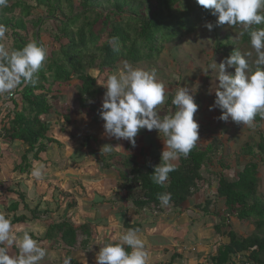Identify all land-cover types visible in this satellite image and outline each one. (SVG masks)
Instances as JSON below:
<instances>
[{"label":"trees","instance_id":"obj_1","mask_svg":"<svg viewBox=\"0 0 264 264\" xmlns=\"http://www.w3.org/2000/svg\"><path fill=\"white\" fill-rule=\"evenodd\" d=\"M30 1L31 4L22 0H8V6L0 10V23L7 25L13 33L12 49H20L28 43L18 31L26 30V19L35 8L44 9L46 18H54L57 12L62 16L57 27L59 36L66 42L61 43L58 50L50 51L35 85L19 87L8 104L5 103L7 95L4 98L0 96V111L3 112L0 113V139L10 144L17 141L24 146L20 161L11 169L13 173L16 172L14 177L28 172L31 160L41 161L40 154L48 149L49 144L62 145L55 137L47 135L51 128L50 115L63 116L65 124L69 122L68 115H60L49 103V93H53L51 97L61 95L60 90H52L54 85L61 87L75 83V99L79 107L95 110L96 106H90L89 101L103 93L98 77H108L117 72L120 61L137 64L150 60L161 52L160 43L177 39L183 32L191 33L199 22L216 18L211 10L199 5L196 0H79L78 6L74 5L73 0ZM16 9L19 11L17 16L14 15ZM41 20L42 17H37L36 21L30 23L35 26ZM33 36L32 41L45 48L37 33ZM113 37L117 39L109 43ZM243 39L247 40L249 36L245 34ZM218 45L224 47L222 42ZM233 51L225 52L224 57ZM16 95L20 96L19 101L14 98ZM100 111L95 114L100 115ZM262 124L264 119L257 115L254 125L259 127ZM59 131L64 133V127ZM89 140V136L83 138L82 148ZM126 147L129 149L132 144L129 142ZM218 150L220 145L216 141L205 148L196 145L187 157H180L176 170L169 173V180L164 186L151 179L155 165L139 166L132 155L121 156L116 163L120 165L118 176L121 180L120 189L125 191L124 200L131 203L136 213L149 207L160 208L162 204L158 194L167 192L171 193L168 205L178 208L199 193L203 183L208 181L202 170ZM9 152L8 145L6 148L0 147V161ZM79 153L77 150L73 158H79ZM240 153L249 159L241 165L232 180L222 173H211L215 176V182H210V185L215 188L216 200L205 198L200 209L205 215L211 214L218 219L211 228L214 230L213 235L219 237L221 242L214 251H208L205 262L200 264H264V197L258 191L259 168L264 161V134H260L254 145L245 143ZM104 165L110 166L107 162ZM2 172L0 168V191L3 192ZM16 196L22 209L18 211V202L15 201L7 207L13 211V225L40 218L42 212L30 208L22 193L18 192ZM233 218L250 221L253 232L248 235L238 233L230 224ZM123 225L127 229L140 230L142 227L129 220L124 221ZM80 235L85 238L79 240ZM90 236L91 227L88 223L74 227L63 219L49 224L39 240L56 241L58 246L64 244L66 249L74 248L77 244L85 248ZM169 254L161 264H174L175 259L181 257L175 251ZM65 255L70 256L68 250ZM64 257L58 264H62Z\"/></svg>","mask_w":264,"mask_h":264},{"label":"rangeland","instance_id":"obj_2","mask_svg":"<svg viewBox=\"0 0 264 264\" xmlns=\"http://www.w3.org/2000/svg\"><path fill=\"white\" fill-rule=\"evenodd\" d=\"M11 1L14 2L15 0ZM22 1L30 4L32 3L30 0ZM73 3L75 6H78L79 0H73ZM66 9L67 7L64 8V12H66ZM18 12V9H16L14 15L17 16ZM46 16V11H44V9L35 8L34 10H32V14L26 19V30L18 32L23 37H25L28 42L32 41L34 38L33 35L37 33V35L40 37V40L45 45V49L47 50V54L49 55L50 51L58 50L59 45L61 43H65L66 40L61 38L58 33V20H60L62 16L58 14V12L52 19L46 18ZM37 17H42V20L39 22V24H36L34 26L30 22L36 21ZM216 21L217 17L214 19L204 20L196 25V28L193 32H183L182 35L178 36L177 39L160 43L162 47L161 52L158 55H155L150 60H144L137 64L128 62L134 68H141L149 71L155 70L157 78L165 85L167 99L165 103L158 108L161 119H163L167 115H171L175 111V106L172 105L171 100L178 88L187 87L193 94L194 100L198 105V111L194 115V119L199 124V142L197 143V145L200 148H205L207 145L211 144V142L214 141H216L220 145V150L215 153L214 157H212L211 159V162L205 163L203 167L204 169L202 171L204 178L208 181L203 183L201 191L195 195V198H189L176 209L172 208L169 205H162L160 208L149 207L134 213V209L131 203L124 200V191L120 189L121 180L119 179V176L117 181H115L114 175L116 172H113V175H104L105 177H108L105 181H107V183L111 185L110 188H107L111 190L107 197L101 195L107 193L104 192L106 191V184H104V182L102 185H104L105 187L99 185L95 187L98 192L92 193L93 188H91V186L87 187L88 181L83 180L84 178L81 173L74 175L73 173L67 172L62 175L58 172H54L56 171L54 170V168L58 169L57 167H55L58 164V166L62 168V162L66 167L69 166V163L67 164L66 161H69V159H72V157L70 156L71 151L69 149L64 152V158L61 159V155L58 152L60 145H55L53 143L49 144L48 149L50 150L54 147L56 149L54 148L52 149V151L50 150L48 152H43L42 154H40L41 161L31 160L32 163L29 171L14 177L16 175V172L13 173L11 169L20 161L19 156L24 150V146L17 141L14 142V144H10L0 139V147L6 148V146L8 145V149L10 150L7 157L0 161L1 172L3 171L2 179L4 182V191H0V210H3L8 214V216L11 217L13 211L9 210L7 207L11 202L15 201L18 202V211H20L22 205L21 203H19L20 201L16 196V193L18 192L23 194L25 201L28 202V206L37 208L38 203L39 205H41V208H37V211L43 212L40 213V218L37 220H30L29 222H25L23 223V225L17 224L22 226L20 230H31L35 235H38V229L41 226L46 227V225L48 226L53 222L61 221V219H63L62 213L65 215L64 211L68 209H71L68 212V214L71 215L70 220H74H71V224L74 227H78L81 225V222H84L87 218H89V222L86 223H91L94 225L95 219H102L105 216L110 215L112 213V210H115L114 208L125 206L126 211H128L129 209H127V207H130L132 208V211L134 213V217H131L132 220H135V223L141 224V226H143V231L146 229L152 234V236H154V238H150L146 246L149 245L148 247H153V245L162 244L163 241H165V237L168 236V238H171V231H173L172 233H175L173 235L174 238L172 236L171 246L170 244H167V249H171L168 250V254H166L167 257L170 256L169 252H173L174 249L181 251L183 255H185L183 251L190 252L191 249H189V244L185 245L184 241L179 242V240L176 238L178 234L176 230L178 228V219L176 220V217L181 216L182 214L190 216L191 212H193V215L198 214V216L203 219V216L198 211H201L200 207L204 204L205 198L210 197L212 200H216L215 195L211 192V188L213 186L210 185V182H215V176H213L211 173H222L229 180H232V178L240 169L241 165L249 159L248 156H244L240 153V148L245 143L254 145L259 140L260 134H264V124L260 125L259 127H257L256 125H254V127H248L245 125L237 124L231 119H229L228 121H222L219 119L221 110L214 106V101L216 99L215 91L218 86V72L216 68H212L211 66L213 62L218 65L220 62L224 61L226 59L224 57V54L229 50H238L243 53L245 51H251V48L249 39L244 40L243 37L236 38L237 32L241 30L239 27L235 28V26L217 24ZM206 23H211L213 25L211 31H209L208 28L205 27ZM56 36L58 37V39ZM221 42L222 44H224V47H219L218 43ZM3 43H5L6 46L12 49L13 33L10 29H8L6 38ZM254 59L255 54L253 53V57L250 58V63ZM124 63V61L118 62L117 66L119 67V69H122ZM254 67L255 65H253V68ZM90 72L94 75L96 74L95 71L90 70ZM226 72L229 74H233L234 68L226 66ZM107 78L108 77L104 75L98 77V84L103 90V93L98 95V97H96L94 100L89 101L90 106H96L95 110L90 108L83 110L79 107L75 99L77 94V85L75 83L72 82L70 86L61 87L54 85L52 87V90H60L61 95L56 94L55 97H51L53 96V93H49V103L53 106L54 110L60 113V115H68L69 122L65 124L63 116L60 117L59 115H50L51 128L47 135L50 136L55 130L57 132L59 127L58 125H62L65 129L64 133L67 134V136L59 137V140L61 141V143L65 144V142H67V144H70L72 146L74 140H80L81 136H79V133L85 135L86 131H84V129L86 125H95V121H98L99 125L103 126V119L100 115H97L95 113L101 110V106L105 98L106 88L104 85L106 84ZM4 97L5 96H3V98ZM14 98L17 101L20 100L19 95L14 96ZM5 103L8 104L9 102L6 101ZM0 113L2 114L3 112L0 111ZM97 132H99V130ZM64 133L59 132V134ZM101 133L102 132H100V134ZM69 134L72 136V138L68 137ZM102 134L105 135V138L107 137L106 133L103 132ZM160 137L161 139H159ZM120 140L122 144H124V146L127 142H129L126 139ZM155 142L156 144L159 143L161 144V146H163V136L162 134H160L159 136L158 132L155 129L151 131L147 129H141L138 132L137 136L135 137V148L133 152H136L138 154L137 161L139 166H144L146 163H148V161H145L146 158L144 159L143 157V154H146L147 152L150 155H148L147 157L148 160L152 159V162H156L157 159L154 158V155H159L161 153V150L159 147V150L155 152ZM137 146L139 148L136 149ZM113 148V151L115 152H119L120 150L118 145H115ZM149 148L151 152H149ZM79 151L83 152V149H79ZM125 151L126 153L129 152L127 150ZM254 151L256 152L257 150L254 149ZM92 152L94 151L90 150L88 153L91 154ZM133 152L131 151L130 154ZM121 156L122 155L109 156L108 154V156H102V160L100 155L94 152V154H92L89 158L90 162L89 160L85 162L86 165L88 164V167H86V170L88 172H86L85 177H89L92 174V171H96L94 170L95 168L97 170H100L101 168L107 169L105 165H102L104 164V162L110 164L111 167H119V163L116 162L121 159ZM221 159L222 165L220 164ZM71 161L72 160H70V162ZM36 163H43L46 166L45 169H52V171L54 170L52 173H50L51 175H48L49 177H47V179L50 180V183L53 185H49V187L45 190H41L40 188H42V183L34 180L30 175L31 169ZM174 163L177 164L178 160ZM112 164L115 166H113ZM4 169L7 170L4 171ZM102 173L105 174V172L103 171ZM258 178V191L264 197V161L263 163H260ZM100 189L103 191L99 192ZM53 197H55V199L57 198V203L59 205L55 203L56 200ZM102 198L104 201L100 202ZM195 199L198 202H195ZM89 200L90 202L94 201L93 206H86L84 208L85 204H87ZM46 202L50 204L48 205V208H44ZM103 202L105 204H102ZM3 203L6 204V206L3 205ZM112 204L114 207L111 206ZM71 206H73V208H71ZM77 207H79L77 210L71 212L74 208ZM132 211H128L129 215H132ZM201 212L204 213L203 211ZM207 215V219L209 218L210 221L213 220V223L218 220L211 216V214ZM230 224L241 235H248L254 230L253 224L250 221H237L233 218L230 219ZM103 226L105 228H110L108 223ZM117 226L118 225H114V229ZM201 226L202 225H200V227ZM118 228L120 229V225L118 226ZM202 230V237L207 239L209 237L205 233L207 231H205V229ZM211 232L214 233V230L211 229ZM120 233L122 232H117V236ZM91 237H89L88 241L95 247V243H98V241L97 239ZM115 237L116 235H112V237L110 238L106 237V240L107 242H112L113 238ZM33 238L39 241L38 236H33ZM83 238L84 235L79 236V240H82ZM220 242L221 239L219 237H215L211 244L208 245L211 246L209 250L214 251L220 244ZM40 243L41 246L45 248L48 247L46 243ZM49 245L50 248H53L54 250V253H52L54 256L52 262L53 264H58L57 262H60L58 260V257L61 260L62 257H64V253L66 250L69 251V254L70 252H72L73 254V250L81 252L83 251L82 249H84L78 244L74 248H72V250L64 248L66 247L65 245L57 246L52 242H49ZM9 254L17 255L18 249L15 246L11 247L9 249ZM50 258H52V256L48 254L42 261V264H46V260ZM160 262H163V260H161ZM179 264L185 263L183 260H179Z\"/></svg>","mask_w":264,"mask_h":264},{"label":"clouds","instance_id":"obj_3","mask_svg":"<svg viewBox=\"0 0 264 264\" xmlns=\"http://www.w3.org/2000/svg\"><path fill=\"white\" fill-rule=\"evenodd\" d=\"M217 17V24L239 27L236 38L249 36L251 51H233L218 65V86L214 106L221 110L219 119H231L237 124L254 127L257 115L264 119V0H196ZM8 6V0H0V10ZM209 31L213 25L206 23ZM8 26L0 23V96H11L19 87L35 85L39 72L44 68L47 50L36 41H30L20 49H10L3 41ZM117 38L113 37L109 43ZM255 54V59L250 58ZM253 65L255 67L253 68ZM226 66L234 73L226 72ZM105 98L100 116L104 131L109 137L126 139L135 146V137L141 129H155L162 134L164 147L160 163L153 167L154 183L164 186L169 173L176 170L175 161L188 154L199 142V124L194 119L198 105L187 87H179L171 100L175 111L161 119L158 108L167 99L166 88L157 78L155 70L134 68L125 62L122 69L108 76ZM211 110V109H210ZM161 138V137H160ZM113 146L104 144L105 154ZM45 165H33L30 175L40 181L45 176ZM163 206L171 200V193L158 194ZM46 228L41 226L38 235ZM138 229H128L113 238L112 242L99 243L102 247L96 256L97 264H149V252ZM15 246L17 255H10ZM130 249V250H129ZM47 249L33 238L29 230L13 225L11 217L0 210V264H42ZM72 257L65 255L62 264H71Z\"/></svg>","mask_w":264,"mask_h":264},{"label":"crops","instance_id":"obj_4","mask_svg":"<svg viewBox=\"0 0 264 264\" xmlns=\"http://www.w3.org/2000/svg\"><path fill=\"white\" fill-rule=\"evenodd\" d=\"M95 122H96L95 125H88V126L86 125L87 127L85 126V129H84V131H86L85 135H83L82 133H79V136H81L80 140H78V141L74 140L72 146L70 144H67V142H65V144L61 143V141L59 140V137L67 136V134H65V133L64 134H59V132H60L59 129L61 127H63V126L62 125H58L59 126L58 127V131L57 132H56V130L53 131V134H51V135H53L52 137H55L62 144L59 147V150H58L59 154L61 155V159L64 158L63 157L64 152H66V150H69V149L71 151L70 152V156L72 157V159H69V161L68 160L66 161L67 164L69 163V166L66 167L65 164L62 162V168H60L58 166L59 165L58 164L57 166H55L58 169L54 168V170H56V171H54V170L53 171L54 172H58V173H60L62 175L64 173H67V172L73 173L74 175H77L78 173H81L83 175V178H84L83 180L84 181H88L87 187L91 186V188H93L92 189V193L93 192H98L95 187H97L99 185H102L103 182H104V184H106V191H104V192H107V193L101 194V195H104L105 197H107L109 195V192L111 191L110 189H107V188H110L111 185L109 183H107V181H105L108 177H105L104 175H106V176L107 175H113V172H116L114 177H115V181H117V179H118V167L114 168V167H111V166H106L107 169L106 168H101L100 170H97L96 168L95 169L93 168L96 171H92V174L89 177H85L86 172H88L86 170V167H88V164L86 165L85 162H87L89 160V158L91 157V155L94 154V152H95V153H98V155H100L102 160H103L102 156H108V154L110 155V153L112 155H116V156L117 155H122V156L123 155L124 156L125 155H132L134 157V161L138 164V161H137L138 154L136 152L135 153L133 152V150L135 148V146H133V145H132L131 148L127 149L126 145L129 142H127L125 144V146H124V144H122L120 139L109 137L108 135L105 138L104 137L105 135L102 134L103 132L105 133L103 126L99 125L98 121H95ZM98 130H99V132H97ZM100 132H102V133L100 134ZM85 136H89L90 140H89V143L85 147L82 148L81 144H82L83 138ZM68 137H71V135L69 134ZM159 139H161V138H159ZM104 144H110L113 147L115 145H118V147L120 149L119 150L120 153L113 151L114 150V148H113L110 153L105 154L102 150H100L101 147ZM122 146H123V150H122ZM159 147H160V150L162 151V149L164 147V143H163V146H161V144H159V143L156 144V142H155V148H156L155 152H157L159 150L158 149ZM54 148H51L50 150L52 151V149H54ZM137 148H139V147L137 146L136 149ZM79 149H83V152H80L78 154L80 157L79 158H77V157L73 158L75 156V152L77 150H79ZM50 150L47 149L46 152H48ZM90 150L94 151V152L89 154L88 152ZM125 150H127L129 152L126 153ZM130 150L133 153L130 154V152H131ZM148 150H149V152H151L150 148ZM53 151H55V150H53ZM153 154H156V153H153ZM148 155H149L148 152L146 154H143L144 159L146 158L145 161H148V163H146L144 166H146V165H158L160 163V155H161V153L159 155H156V156L154 155V158L157 159L156 162H152L151 161L152 159L148 160V158H147ZM70 160H72L73 162L71 161L72 162L71 163ZM36 161H40V160H36ZM89 162H90V160H89ZM101 164H102V162H101ZM102 165H104V164H102ZM113 166H115V165H113ZM141 166H143V165H141ZM53 171H52V169L51 170L45 169V176H44V178L42 180L39 181V182L42 183V188H40L41 190H45L46 188L49 187V185H53V184L50 183V180L47 179V177H49L51 175L50 173H52ZM102 171L105 172V174H103ZM102 187H105V186L102 185ZM40 189H39V191H40ZM100 191H103V190L100 189L99 192ZM211 192H212V194L215 193V188L214 187L211 188ZM124 196H125V191H124ZM53 198L55 199V197H53ZM192 198H195V195ZM55 200H56L55 203L57 205H59L57 203V198ZM102 201H104L103 198L101 199L100 202H102ZM194 201L198 202L196 199ZM93 202L94 201L90 202V200H89V202L87 204H85L84 208L86 206L92 207L93 204H94ZM95 202H97V201H95ZM26 203L28 204L27 201H26ZM36 203H34V204H36ZM102 204H105V203L103 202ZM48 205H50V204L48 202H46L44 208H48L49 207ZM37 206H38L37 207L38 209L41 208V205H39L38 203H37ZM111 206L114 207L113 204ZM30 208H32V207H30ZM71 208H73V206H71ZM78 208L79 207L74 208L71 212H74ZM18 209H19V207H18ZM114 209L115 210H112V213L110 215L105 216L102 219H95L94 225L91 224V223H88L90 225V227H91V236L92 237L91 236L90 237L94 238V239H97L98 243H95L96 246L94 247L88 241L87 246L84 249H82L83 251L80 250L81 252H79V251L73 250V254H72V252H70V256L72 257V260H73L72 264H81V263L82 264H97L96 256L98 255L99 250L102 247V245L99 244V243H101V242L109 243V242H107L106 237L110 238V237H112V235H116V237H117V234H116L117 232H124V231L128 230L123 225L124 221H126V220H130L132 222L135 221V220H132V218L134 217L133 216L134 213L132 211V208L127 207V209L132 211V215H129V213H128L129 210L126 211L125 206H123V207L119 206V207L114 208ZM70 210L71 209L65 210L66 211V212L64 211L65 215L62 213L63 219H66L69 222H71V220L74 221L73 219L70 220L71 215L68 214V212ZM198 212L203 216V219H201L198 216V214H194L193 215V212H191L190 216L182 214L181 216H178L179 218L176 217V220L178 219V221H177L178 222L177 223L178 224V228L176 229L174 227L177 230V232H178L176 238L179 240V242L184 241L185 245L189 244V246H190L189 249H191V251L190 252L189 251H187V252L183 251V253L185 254V255H183L181 251H178V250L174 249L175 252H178L179 254H181V257H179L178 259H175L176 261H174V264H179V260H183L185 264H200V263H204L205 260H206L205 259L206 255H207L208 251H210L209 249L211 247V246H208V245L211 244V242L214 240V238L216 236H214L213 233L211 232V229H212L211 227L213 225V220L210 221L209 218L207 219L208 215H205L201 211H198ZM198 212H196V213H198ZM63 219H61V220H63ZM88 219L89 218H87L84 222H81V224L89 222ZM92 219H94V218H92ZM200 219H201V221H200ZM35 220H37V219H35ZM27 222H29V221H27ZM107 223L110 226V228H105L103 226V225H105ZM200 223H202V224H200ZM114 225H118V226L120 225V229L118 228V226L114 229ZM200 225H202L201 226L202 229H205V231H207V232L204 231L206 233V235L209 236L207 239L202 237L203 230L201 229ZM14 226H16L17 229H20L22 227L21 225H17V224H14ZM46 227H47V225H46ZM111 230H113V231H111ZM140 230L142 232L139 231L138 235L145 241V245H147L149 240H150V238L152 239V238H154V236H152V234L150 232H148L146 229L143 231V226L141 227ZM172 232L173 231H171V235H170L171 238H168V236L165 237V241H163L162 244L153 245V247L152 246L148 247L149 245L146 246V250L149 252V264H161L162 263V262H160L161 260H163V262L165 260H167V258H166L167 255L166 254H168L167 253L168 250H171V249H167V247H168L167 244H170V246H171L172 236L175 233V232L174 233H172ZM30 233L33 236H38V237L41 236V235H35L33 233V231H31ZM153 235H154V233H153ZM159 235H161V234H159ZM84 238H85V236H84ZM173 238H174V236H173ZM39 242H43V243H46L48 245V247H46V249H47L48 254H50L52 256V258L47 259L46 260V264H53L52 262H53L54 256H53L52 253H54V250H53V248H50L49 242H52V243H54L57 246H58V243L56 241L54 242L52 240H50V241H41V240H39ZM62 245H64V244H61V246ZM64 248H67V247H64ZM68 249L72 250V248H68ZM58 260L60 261L59 257H58ZM57 263H59V262H57ZM163 264H165V263H163Z\"/></svg>","mask_w":264,"mask_h":264},{"label":"built area","instance_id":"obj_5","mask_svg":"<svg viewBox=\"0 0 264 264\" xmlns=\"http://www.w3.org/2000/svg\"><path fill=\"white\" fill-rule=\"evenodd\" d=\"M11 97H13V94L11 96H7L6 101H9ZM244 264H251V263L245 262Z\"/></svg>","mask_w":264,"mask_h":264}]
</instances>
